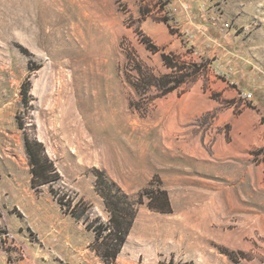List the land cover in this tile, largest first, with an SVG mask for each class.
<instances>
[{
  "label": "rangeland",
  "instance_id": "1",
  "mask_svg": "<svg viewBox=\"0 0 264 264\" xmlns=\"http://www.w3.org/2000/svg\"><path fill=\"white\" fill-rule=\"evenodd\" d=\"M21 2L0 0V264H264V0H62L50 44Z\"/></svg>",
  "mask_w": 264,
  "mask_h": 264
},
{
  "label": "trees",
  "instance_id": "2",
  "mask_svg": "<svg viewBox=\"0 0 264 264\" xmlns=\"http://www.w3.org/2000/svg\"><path fill=\"white\" fill-rule=\"evenodd\" d=\"M160 20L167 22L168 18H166L165 16L160 18ZM140 40L142 42H144L146 44V46L151 49L152 51L156 52L159 50V47L153 43L151 41V39L149 38L148 35H145L143 33H140ZM161 56L163 58V60L165 62H167V66L170 67H176L180 69V66H178L176 63H171L170 62V58L168 56V54H166L165 52L161 53ZM185 67V66H184ZM193 67L196 69L197 65L194 64ZM183 68V67H182ZM189 67H186V69H188ZM194 68L190 69V72L194 71ZM189 72V71H186ZM196 72V70L194 71ZM181 78L175 82L173 85L170 86L171 90L176 88L178 86V84H180L181 82ZM25 144H26V148H27V152L30 158V161L32 163V168L31 171L33 173V175L35 177H42L44 176L45 170H47V164H45L43 161L40 160V158L38 157V155L35 152H32L30 150V144L28 142V139L25 138ZM110 191V189H108ZM118 190V189H116ZM108 191V192H109ZM148 206L152 209L161 211V212H170L172 210L171 207V203H170V199L168 196V193L166 190L162 189V188H155L154 190L149 191V201H148ZM126 215V214H125ZM111 222L113 224H115L117 226V229H112L110 228L109 232L107 233L109 236L113 235V237L110 239L111 241L113 240V242H115L116 247L114 249V252L111 254V258H116L117 253L120 251L123 242L125 241L129 229L131 227L132 222L129 221H125V222H120L118 220V217L116 215V213L112 214L111 216ZM89 223H87L88 226ZM126 224V225H125ZM93 229L97 232V235L99 234V228L96 226H92ZM97 227V229H96ZM226 254H228L231 258H234L236 256V254H240L241 256H245V254L243 252H235V251H224Z\"/></svg>",
  "mask_w": 264,
  "mask_h": 264
},
{
  "label": "bare ground",
  "instance_id": "3",
  "mask_svg": "<svg viewBox=\"0 0 264 264\" xmlns=\"http://www.w3.org/2000/svg\"><path fill=\"white\" fill-rule=\"evenodd\" d=\"M33 0H22L21 2V14H20V24L25 30H30L34 33L35 38L41 43L55 42V37L53 35V30L56 31L57 28H63L71 19V16L67 13L65 14V7L62 0H47L43 10L38 9L35 6ZM62 6L63 8H57ZM61 10L60 11H58ZM79 19V18H78ZM49 29V30H47ZM66 45L70 44V40H58ZM70 49L65 47L62 50V55H68ZM76 122V125L71 124ZM64 123L66 124L67 131L79 130L77 125L76 116L72 113L65 115ZM78 134L77 136H81ZM77 137L74 139L76 140ZM72 140V139H71Z\"/></svg>",
  "mask_w": 264,
  "mask_h": 264
},
{
  "label": "crops",
  "instance_id": "4",
  "mask_svg": "<svg viewBox=\"0 0 264 264\" xmlns=\"http://www.w3.org/2000/svg\"><path fill=\"white\" fill-rule=\"evenodd\" d=\"M221 90H222V95L225 96V97H228L229 95L232 94V90L231 89H228V88H225V87L223 88L222 87ZM213 105H214V103L212 105H207V106L208 107L209 106L213 107ZM250 123H251V121L247 117L243 118V120L241 121V124L247 130H248L249 126L251 125Z\"/></svg>",
  "mask_w": 264,
  "mask_h": 264
}]
</instances>
